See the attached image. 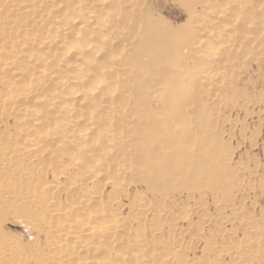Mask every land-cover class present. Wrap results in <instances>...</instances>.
I'll use <instances>...</instances> for the list:
<instances>
[{
  "label": "bare ground",
  "instance_id": "bare-ground-1",
  "mask_svg": "<svg viewBox=\"0 0 264 264\" xmlns=\"http://www.w3.org/2000/svg\"><path fill=\"white\" fill-rule=\"evenodd\" d=\"M183 1L176 40L154 0H0V126L12 116L15 130L0 132V225L44 228L50 264H264V224L233 208L221 220L242 235L191 252L176 232L188 206L172 200L169 175L174 158H195L201 106L214 121L251 103L241 79L264 59V0ZM227 176L215 172L213 192ZM6 242L26 264L18 237Z\"/></svg>",
  "mask_w": 264,
  "mask_h": 264
},
{
  "label": "rangeland",
  "instance_id": "rangeland-1",
  "mask_svg": "<svg viewBox=\"0 0 264 264\" xmlns=\"http://www.w3.org/2000/svg\"><path fill=\"white\" fill-rule=\"evenodd\" d=\"M154 2L157 5L155 7L156 13L162 17L174 35V39L179 40L187 22L184 1L154 0ZM241 81L246 83L245 87L250 91L251 103L248 108H242L241 103L223 106L219 115L214 117V121L217 120L214 123L212 121L213 116L210 112L205 111L210 109L211 105L201 106L194 141L191 144L192 150L196 154L194 155L195 158L194 160L187 158L185 161L180 156L174 158L172 170L169 172L173 180L171 196L174 198L172 200L176 204L185 203L189 211V217L184 222H179L176 232H181L183 243L197 257L201 256L203 248L209 241H215L223 246L232 245L231 240L228 241L230 229H235L237 238L242 235L243 227L221 220V214L230 218L232 214L230 208L247 212L258 225L264 224V59L258 65L253 66L251 71L245 73ZM239 87L242 86L239 85ZM1 119L4 120L5 118ZM0 132L6 139L14 136L12 116L2 123ZM218 133H221V142L216 145L213 141L214 136ZM196 140L198 143L200 142L199 144L206 140L208 144L195 151ZM226 145L230 150L232 147L233 156L231 159L222 154ZM27 146L28 143H24L23 147L26 148ZM210 149L217 150L216 156L211 159L208 158ZM21 155L22 158L25 157L26 159L28 150L23 149ZM54 161L50 159L51 163ZM182 166L183 168H181ZM221 168L225 170L228 176L220 183L214 182L216 189L213 192L211 185L214 181V175ZM233 180L240 184L239 190L233 188ZM48 181H50V175H48ZM161 181L165 183V181ZM184 185L185 187H183ZM187 185L190 186V189H186ZM142 189L137 184L130 189L129 196L131 197L135 191H142ZM107 191L109 190L107 189ZM155 193L154 191L147 196L151 198ZM128 199L129 197L126 199L127 201L122 200V203L130 204L131 200ZM152 202L151 209L153 211L157 209L160 203L158 200ZM201 203L205 204L201 206ZM163 205L172 208L171 202L167 201ZM224 206L225 209L220 210ZM126 207L122 211L124 215L129 210V206ZM206 214L209 220L203 221V216ZM42 230L45 231L44 228ZM44 231L38 232L37 229L31 228L25 219L6 216L5 222L0 225V264H20L16 261L12 246L7 242L2 243V238L7 235L18 237L20 251L26 257L28 256L23 259V261L26 260V264H50L47 260L50 253L47 244L52 236L48 238ZM220 231L224 232L220 234ZM60 261L64 260L61 259ZM226 261V259L214 258L212 264Z\"/></svg>",
  "mask_w": 264,
  "mask_h": 264
}]
</instances>
